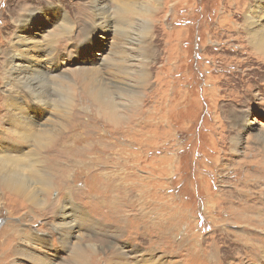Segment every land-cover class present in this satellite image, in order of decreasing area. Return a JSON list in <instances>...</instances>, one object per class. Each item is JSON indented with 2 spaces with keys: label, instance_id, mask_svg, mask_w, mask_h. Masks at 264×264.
Masks as SVG:
<instances>
[{
  "label": "rangeland",
  "instance_id": "rangeland-1",
  "mask_svg": "<svg viewBox=\"0 0 264 264\" xmlns=\"http://www.w3.org/2000/svg\"><path fill=\"white\" fill-rule=\"evenodd\" d=\"M138 1H148L149 12L120 25L124 36L91 30L95 8L87 0H0V138L8 127L4 67L14 48L60 76L100 69L97 84L126 122L108 121L76 77L69 111L27 112L35 128L69 118L52 146L68 142L71 154L50 146L45 155L67 162L71 176L59 172L41 210L0 186V264H134L136 253L144 258L138 264H264V225L231 212L250 205L249 213L264 215V182L253 189L242 182L248 174L254 180L255 160L245 153L264 134V65L247 54L243 32L221 20L246 13L252 0ZM50 91L52 101L61 99L59 89ZM241 113L246 121L236 118ZM21 146V155L12 152L36 153L33 141ZM81 150L87 170L71 164ZM238 190L249 196L239 201ZM65 211L76 225L70 236Z\"/></svg>",
  "mask_w": 264,
  "mask_h": 264
},
{
  "label": "bare ground",
  "instance_id": "bare-ground-1",
  "mask_svg": "<svg viewBox=\"0 0 264 264\" xmlns=\"http://www.w3.org/2000/svg\"><path fill=\"white\" fill-rule=\"evenodd\" d=\"M87 1L90 6L95 8V12L92 13L91 16V30L97 28L101 30H113L118 34L124 35L125 32L120 30V25H129L132 21L133 15L135 16L137 13L144 18L148 14L146 12H149V9L146 7L149 6L148 1L143 5L138 0H114L113 5L115 8H113V15L108 13V4L110 0ZM97 4L98 7H95ZM113 19H116V25H114V21L112 22ZM222 19L230 23L227 26L229 31L243 32V47L247 48V54L253 56L257 64L264 65V0H252L246 13H228L222 16L221 20ZM66 22L68 23V19L65 18L63 25L61 26L66 28L68 26H66ZM126 38H130V36L128 35ZM129 40H131V38ZM17 42L20 43V41ZM22 59H24L23 55H21L17 49L15 51L14 48L13 53L8 54V59L4 67V72L9 75V78L4 84L6 114L3 117V122L6 123L8 127H3L4 135L6 136L0 138V143H2L0 146V186L7 191L5 194L6 197H18L20 201L21 196L27 197L36 208L41 210L44 207L46 208V197L48 196L49 189L57 185L55 178L60 175L59 172H62L64 175L67 174L69 178L71 176V170L69 169L70 165L66 164L67 162L62 163L61 159L57 156L60 151V153L68 158L69 153L71 154L70 149L72 144L68 145V142H64V144H59L61 145V148L55 146L54 148L52 146L55 145V141L57 140L55 138H58V135L64 133L62 130L57 132L56 127L64 129L69 122V118H65V122L59 126L35 128L33 127L35 121L30 119L27 112L33 108V111L37 110L38 114L41 115L48 107L57 109L60 105L69 111L73 106V104H70L71 101L77 96V94L74 93L75 88L72 86V79L76 77L75 80L81 81L82 83L81 88L87 91L89 96H92L96 100L95 103L100 110L99 112L103 113L108 121L113 122L115 127L123 126L122 123L124 121L122 119L124 118L118 113L119 110L117 105L111 98L109 91L103 89L101 86L103 84L100 83L101 80L99 79L102 73L100 69L98 71L94 68H78L76 70H71L68 72L69 76L72 78L71 79L67 75L62 74V72L61 76L59 73H56L55 70L57 68H55L54 71H50L47 70L48 68L46 69L41 62L37 63L34 61L33 64V62H29L27 59L25 61ZM16 60H20L21 62H16ZM14 65L15 69L11 70ZM20 69L21 72H17L20 71ZM97 82L101 85H98ZM54 87L59 89L58 92L61 95L60 100L52 101L50 99V93L52 92L50 90ZM25 95H27L28 98H26ZM246 116L247 115L241 113L238 114L236 118L245 120ZM1 132H3L2 129ZM75 135V137H70L74 144L76 145L79 143L83 145V143H85V138H82V135L80 137L79 134ZM256 136L257 135H254V139ZM257 138L259 140V148H256L257 150L255 151L252 150V153H245V155L251 156L255 160V166H253L252 169L255 172V174H253L254 180L252 181L250 179V181L248 179L249 174L245 175V179L242 180L243 186L249 189H253L260 185L261 182H264V134H259ZM21 140L33 141V144L36 147V153L30 150V152L22 153L24 154L22 157L13 153L12 151L16 149L19 155H21V151H23ZM16 142L18 144H16ZM50 146H52L57 152L56 154H58H54L53 158L52 155L51 157L45 155L48 148L53 149L52 147L50 148ZM82 148H84V145L80 146V149ZM237 149L238 142L233 141L231 153L236 154ZM42 150L43 154L40 155ZM80 152L81 153H78L77 156L74 154L73 158H75L72 160L71 164L74 167L77 166L78 169L83 168L87 170L85 151L81 150ZM67 158H64L63 160H66ZM50 159L52 160V163L49 162ZM51 165L53 168H56L54 166L58 165L60 169L57 167L56 171H53V173L50 170L45 169ZM113 188L115 189V187ZM262 189L264 188L262 187ZM235 193L239 195L238 197H235L239 201L245 200L246 197L249 196L248 193L241 194V190H238ZM69 207L70 205L68 202L62 204L63 210H67ZM249 207L250 205H245L241 209H233L231 212L234 214L233 217L235 220L246 224L264 225V215L252 214V212L249 213V211H251L249 210ZM60 216L64 219V222H62L61 225L63 226V229H67L65 231L67 235L70 236L75 231L76 226L74 221L70 219L71 214L65 211V213ZM12 236L13 235H10L9 238ZM128 257L131 258V255ZM134 257L136 258L134 264H138L140 262L139 260L144 259L142 257L141 259L140 254L138 253H136Z\"/></svg>",
  "mask_w": 264,
  "mask_h": 264
}]
</instances>
